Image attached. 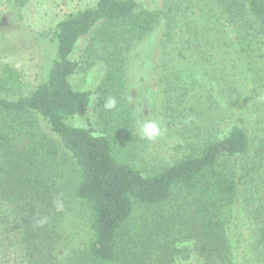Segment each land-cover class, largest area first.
I'll use <instances>...</instances> for the list:
<instances>
[{"label": "trees", "instance_id": "1", "mask_svg": "<svg viewBox=\"0 0 264 264\" xmlns=\"http://www.w3.org/2000/svg\"><path fill=\"white\" fill-rule=\"evenodd\" d=\"M162 24L164 44L199 55L209 46L224 49L247 63L254 91L264 88V0H163L157 11L136 0H99L70 14L56 27L47 80L26 96L0 98V204L6 208L0 264H175L191 256L203 264H237L229 229L240 201L254 253L244 264H264V147L241 122L222 138L190 143L191 153L152 174L119 155L134 127L125 52ZM95 31L107 66L97 89L100 130L69 124L94 100L91 91L74 90L70 78L80 67L79 45ZM239 84L231 79L222 86L234 95ZM8 85H19L13 71L0 75V90ZM108 97L117 101L111 110L104 107ZM39 119L76 166L74 197L90 214V243L65 255L57 250L68 190L55 180L49 163L56 151Z\"/></svg>", "mask_w": 264, "mask_h": 264}, {"label": "rangeland", "instance_id": "2", "mask_svg": "<svg viewBox=\"0 0 264 264\" xmlns=\"http://www.w3.org/2000/svg\"><path fill=\"white\" fill-rule=\"evenodd\" d=\"M98 1L0 0V75L7 77L13 71L19 83L15 88L8 85L0 90V98L15 100L45 82L56 60L54 33L57 25L70 14L96 6ZM136 1L151 11L163 7V0ZM164 29L165 24H162L125 52V98L134 127L131 140L119 155L136 168L152 174L191 153L190 143L195 146L207 138H222L238 122L264 147V88L254 91L256 85L247 63L226 54L224 49L215 50L209 46L199 55L183 44H164ZM96 32L79 45L74 58L80 67L70 78L74 90L91 91L94 100L86 112L72 118L69 124L87 127L91 123L100 130L97 89L107 66L100 58L104 49L95 40ZM231 79L240 83L238 94L228 93V88L222 86ZM145 117L156 120L164 129L163 135L155 141L142 139L138 134V126ZM39 122L40 129L49 138L50 147L56 151L49 163L54 164L51 170L55 180L68 190L63 194L66 200L61 225L63 241L57 250L65 255L90 243V214L74 197L78 180L76 166L47 124L41 119ZM240 203L229 231L237 264H244L254 253L250 221ZM5 209L0 204V213ZM175 264L203 263L191 256Z\"/></svg>", "mask_w": 264, "mask_h": 264}, {"label": "clouds", "instance_id": "3", "mask_svg": "<svg viewBox=\"0 0 264 264\" xmlns=\"http://www.w3.org/2000/svg\"><path fill=\"white\" fill-rule=\"evenodd\" d=\"M116 104L117 101L114 97H108L104 107L108 110H111L116 107ZM137 131L142 139L148 141H155L164 133V129L160 123H158L156 120L148 119L146 117L144 121L139 124Z\"/></svg>", "mask_w": 264, "mask_h": 264}]
</instances>
